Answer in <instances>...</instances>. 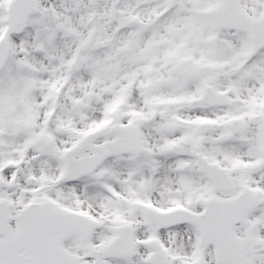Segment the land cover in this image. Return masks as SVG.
Masks as SVG:
<instances>
[{"label": "snow or ice", "instance_id": "snow-or-ice-1", "mask_svg": "<svg viewBox=\"0 0 264 264\" xmlns=\"http://www.w3.org/2000/svg\"><path fill=\"white\" fill-rule=\"evenodd\" d=\"M0 264H264V0H0Z\"/></svg>", "mask_w": 264, "mask_h": 264}]
</instances>
